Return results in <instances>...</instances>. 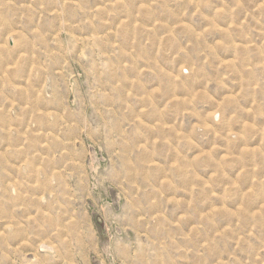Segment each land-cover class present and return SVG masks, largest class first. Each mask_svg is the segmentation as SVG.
<instances>
[{
  "label": "rangeland",
  "instance_id": "obj_1",
  "mask_svg": "<svg viewBox=\"0 0 264 264\" xmlns=\"http://www.w3.org/2000/svg\"><path fill=\"white\" fill-rule=\"evenodd\" d=\"M29 198L58 264L83 228L85 264H264V0H0V221Z\"/></svg>",
  "mask_w": 264,
  "mask_h": 264
},
{
  "label": "crops",
  "instance_id": "obj_2",
  "mask_svg": "<svg viewBox=\"0 0 264 264\" xmlns=\"http://www.w3.org/2000/svg\"><path fill=\"white\" fill-rule=\"evenodd\" d=\"M27 201L29 202V206L21 207L17 216L9 218L3 216L1 218L0 264H58L56 250L55 256H53L51 250L47 251L42 249L45 246H42L41 243L42 234L45 236L49 235L52 240V227L54 226L51 224L50 229L43 231L40 217L28 218V216H25L28 211L35 214V210L33 211L31 209L36 208V200L29 198ZM37 202L38 204L40 203L39 201ZM22 203H24V200L18 195L17 205H19V208ZM64 224H66V222ZM6 228H8V230ZM55 229L58 232L57 226H55ZM78 230L80 231V229ZM82 233V247L80 249V254H78L81 255L82 260L75 258L74 261L76 263H73L74 254L73 251H71L73 247H71V249L68 248L65 250L66 252L71 251L70 264H85V228H83ZM63 234L64 229H62L61 236Z\"/></svg>",
  "mask_w": 264,
  "mask_h": 264
}]
</instances>
